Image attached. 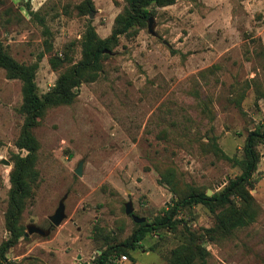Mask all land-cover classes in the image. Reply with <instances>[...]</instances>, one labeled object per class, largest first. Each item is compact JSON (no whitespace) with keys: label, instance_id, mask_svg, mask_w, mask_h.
Segmentation results:
<instances>
[{"label":"rangeland","instance_id":"1","mask_svg":"<svg viewBox=\"0 0 264 264\" xmlns=\"http://www.w3.org/2000/svg\"><path fill=\"white\" fill-rule=\"evenodd\" d=\"M89 1L0 0V42L19 63L37 64L42 98L83 60L89 27L110 38L129 8L126 0ZM148 10L155 35L146 20L111 41L96 78L38 119V175L17 226L46 234L23 235L0 264H96L100 251L127 243L139 228L126 203L150 224L177 195H220L243 175L249 135L264 134V0H174ZM23 86L0 68V249L11 238V174L29 154L17 144ZM256 150L260 161L247 184L258 209L253 222L210 237L217 214L241 200L229 196L215 214L187 206L175 230L148 233L127 260L111 264H176L174 251L189 246L190 231L207 252L203 259L187 251L193 264H264L263 139ZM61 202L66 217L55 226L50 217Z\"/></svg>","mask_w":264,"mask_h":264},{"label":"trees","instance_id":"2","mask_svg":"<svg viewBox=\"0 0 264 264\" xmlns=\"http://www.w3.org/2000/svg\"><path fill=\"white\" fill-rule=\"evenodd\" d=\"M126 1L129 4V8L117 18L112 36L107 39H101L98 37L93 26H90L83 41V60L74 66L70 72L61 75L51 92L47 93L43 98L39 96L37 90V64L25 65L19 63L0 42V68L5 69L10 78H18L23 81L24 103L20 111L25 115V122L17 144L19 148L29 152L28 156L18 158L11 174V207L8 216V227L11 238L0 249V256L2 258H5L8 249L15 245L20 237L25 235L23 228L17 226V222L24 208L25 199L29 196L32 185L37 180L38 173L35 168L37 158L35 154L39 144L33 130L38 124V119L43 116L45 109L49 106L71 103L76 95L75 89L83 81H92L96 78L98 72L101 70V59L105 54L111 53V41H116L120 35L128 33L134 26L146 20L149 21L152 18L148 10L151 4L155 3L160 6H165L174 2V0ZM50 62L54 68H58L61 65L56 57H53ZM259 138L264 140V134L259 131L249 135L245 145L246 158L243 160V168L245 171L225 192L211 197L206 193L199 192H190L187 195L178 196L175 187L172 185V191L177 195V199H172L171 205L165 210L164 218L155 220L150 224H146L145 222L139 224V228L133 232L127 243L108 245L105 250L100 251L96 264H111L117 258L121 259L122 256H127L128 251L136 250L150 232L165 226L175 230L177 226L176 217L187 206L203 204L215 214L218 205L223 203L225 201L224 199H227L229 196L235 194L241 200L238 208L234 206L225 212L217 214L219 220L218 226L206 230V234L210 237H214L220 229L225 230V232H230L253 222L258 209L255 205L254 198L247 189V184L260 161V155L256 150ZM216 150L218 152L220 151L218 149ZM222 155L227 158L224 153ZM163 180L164 182L172 184L165 176H163ZM190 236V244L188 247L184 246V249L180 248L174 251V261L176 260V264H193L190 255H186V252H190L192 248L197 249L200 257L203 259L207 254L206 250L197 244V241L202 236L198 237L197 234L191 231Z\"/></svg>","mask_w":264,"mask_h":264},{"label":"water","instance_id":"3","mask_svg":"<svg viewBox=\"0 0 264 264\" xmlns=\"http://www.w3.org/2000/svg\"><path fill=\"white\" fill-rule=\"evenodd\" d=\"M151 21H152V18L149 19V32L155 35V32L153 31L152 26H151ZM3 163L9 164V162L6 161V160L3 161ZM82 168H83V162H81L79 164V166H78V168L76 170V173H77L78 176L82 175ZM208 196H211L210 192L208 193ZM126 214L132 216L133 220L136 223H138V224H142V223L145 222L144 218H140V217H138V216H136L134 214V207H133L132 202L126 203ZM65 217H66L65 205H64L63 202H61L59 204V207L57 208L55 214L50 217V220L55 226H59L63 222ZM34 233H38V234H41V235H45L46 234V232L44 230L38 228L37 226H31L29 228L28 232L25 234V236H28V235H31V234H34Z\"/></svg>","mask_w":264,"mask_h":264},{"label":"built area","instance_id":"4","mask_svg":"<svg viewBox=\"0 0 264 264\" xmlns=\"http://www.w3.org/2000/svg\"><path fill=\"white\" fill-rule=\"evenodd\" d=\"M124 260H127V256H122V260L121 261H124Z\"/></svg>","mask_w":264,"mask_h":264}]
</instances>
